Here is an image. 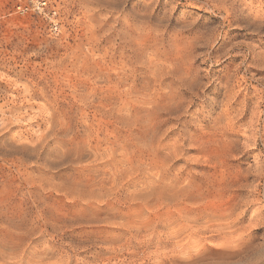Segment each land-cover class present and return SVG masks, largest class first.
Listing matches in <instances>:
<instances>
[{
    "label": "rangeland",
    "instance_id": "obj_1",
    "mask_svg": "<svg viewBox=\"0 0 264 264\" xmlns=\"http://www.w3.org/2000/svg\"><path fill=\"white\" fill-rule=\"evenodd\" d=\"M46 1L0 0V264H264V0Z\"/></svg>",
    "mask_w": 264,
    "mask_h": 264
},
{
    "label": "built area",
    "instance_id": "obj_2",
    "mask_svg": "<svg viewBox=\"0 0 264 264\" xmlns=\"http://www.w3.org/2000/svg\"><path fill=\"white\" fill-rule=\"evenodd\" d=\"M30 7L39 13H45L47 16L51 15L52 20V30L54 33L59 32V24L57 18H55L56 11L52 8H49L48 2L46 0H30V5L19 6V10L22 13L28 12ZM48 10V12H47Z\"/></svg>",
    "mask_w": 264,
    "mask_h": 264
}]
</instances>
